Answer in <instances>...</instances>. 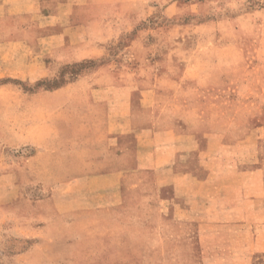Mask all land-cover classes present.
Wrapping results in <instances>:
<instances>
[{
  "label": "rangeland",
  "instance_id": "374dc122",
  "mask_svg": "<svg viewBox=\"0 0 264 264\" xmlns=\"http://www.w3.org/2000/svg\"><path fill=\"white\" fill-rule=\"evenodd\" d=\"M0 264H264V0H0Z\"/></svg>",
  "mask_w": 264,
  "mask_h": 264
},
{
  "label": "crops",
  "instance_id": "0c3cea01",
  "mask_svg": "<svg viewBox=\"0 0 264 264\" xmlns=\"http://www.w3.org/2000/svg\"><path fill=\"white\" fill-rule=\"evenodd\" d=\"M72 86H64V87H62L61 90L63 92H64V90L67 91ZM44 96L46 97L47 95L44 94ZM90 97L91 96L80 95V94H75V93H71V92L68 93L67 95L65 94L64 99L62 101V110H63V112H65V114L69 115V116L66 115L67 117L64 119L65 124L66 123L70 124L73 127V123L80 122L79 120L84 117V120H86V124L84 126H86V125H87V127L90 126V121L94 117L93 113H95L94 109L96 107H102L100 105V102L95 101L94 99H92V97L91 98ZM100 110L102 112V109H99L98 110L99 114H100ZM74 111H76L77 113H76V115L73 114L74 115L73 116L71 113H73ZM107 124H108V122H107ZM109 125H111V124L109 123ZM111 132L112 131L108 130V125H107L106 130H105V136L107 134H111ZM109 139L111 140L112 138L110 137ZM97 146H99V145H97ZM111 147H112V144L109 147H106V146L103 148L99 147V150H95V153L93 154V156H94L93 158L95 160H99V162L96 164H98L99 166L103 165V166H107V167L113 166V157L111 156L112 155V148ZM108 150H109V159L106 158ZM107 171L104 170L102 173L94 175L95 180H97L99 182H104V183H106V182L108 183V182L113 181V199L117 200L119 198L117 191H118V187H119L120 175L118 174L117 170L116 171L115 170H109L108 172Z\"/></svg>",
  "mask_w": 264,
  "mask_h": 264
}]
</instances>
